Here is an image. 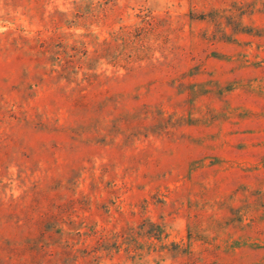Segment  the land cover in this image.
Instances as JSON below:
<instances>
[{"label": "rangeland", "instance_id": "rangeland-1", "mask_svg": "<svg viewBox=\"0 0 264 264\" xmlns=\"http://www.w3.org/2000/svg\"><path fill=\"white\" fill-rule=\"evenodd\" d=\"M0 264H264V0H0Z\"/></svg>", "mask_w": 264, "mask_h": 264}]
</instances>
